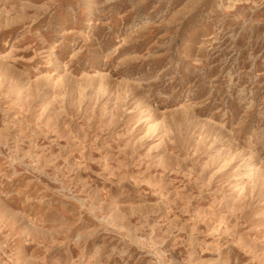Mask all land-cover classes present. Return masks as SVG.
I'll return each mask as SVG.
<instances>
[{
    "label": "rangeland",
    "instance_id": "rangeland-1",
    "mask_svg": "<svg viewBox=\"0 0 264 264\" xmlns=\"http://www.w3.org/2000/svg\"><path fill=\"white\" fill-rule=\"evenodd\" d=\"M0 264H264V0H0Z\"/></svg>",
    "mask_w": 264,
    "mask_h": 264
}]
</instances>
